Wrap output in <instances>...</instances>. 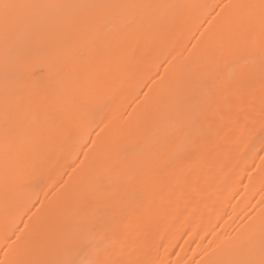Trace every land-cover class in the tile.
I'll return each instance as SVG.
<instances>
[{"label": "bare ground", "instance_id": "1", "mask_svg": "<svg viewBox=\"0 0 264 264\" xmlns=\"http://www.w3.org/2000/svg\"><path fill=\"white\" fill-rule=\"evenodd\" d=\"M0 264H264V0H0Z\"/></svg>", "mask_w": 264, "mask_h": 264}]
</instances>
